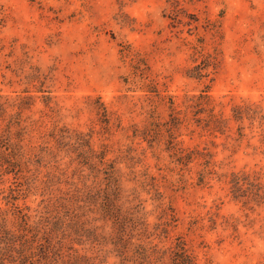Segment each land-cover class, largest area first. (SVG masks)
<instances>
[{
  "label": "rangeland",
  "instance_id": "rangeland-1",
  "mask_svg": "<svg viewBox=\"0 0 264 264\" xmlns=\"http://www.w3.org/2000/svg\"><path fill=\"white\" fill-rule=\"evenodd\" d=\"M172 6L181 12V23L167 17ZM189 15L198 22L184 24ZM121 49L144 58L163 94L176 103L207 90L215 111L226 116L232 104L242 101L264 112V0H0V94L34 96L22 113L34 122L31 142L60 127L89 133L94 150L104 143L110 146L107 159L116 158L122 195L130 204H141L148 229L154 223L171 225L168 237L154 243L169 246L182 236L198 264H264V203L235 200L217 180L194 185V164L184 173L187 184L178 182L164 146L149 148L132 136L134 125L141 129L146 124L148 108H142L147 105L142 92L126 91L123 77L130 74L131 62L121 57ZM195 49L218 54L212 82L185 76L195 64ZM36 68L47 77L45 93L24 84ZM26 87L29 92L22 93ZM42 95L50 97L48 107ZM99 103L107 109V126L97 114ZM158 112L165 116L163 106ZM230 126L234 131L235 124ZM183 134L178 139L182 147H207L214 154L218 174H256L264 189V154L247 148L246 140L232 152V141L224 136L212 138L211 145L207 136ZM250 143L258 144L256 139ZM53 144L50 140L47 146ZM57 157L70 174L74 165H68L69 158L63 152ZM39 200L30 197L25 203L34 210ZM191 221L196 226L188 230ZM109 231L107 226L105 233ZM74 248L93 257L95 264L119 261L96 245Z\"/></svg>",
  "mask_w": 264,
  "mask_h": 264
},
{
  "label": "trees",
  "instance_id": "trees-1",
  "mask_svg": "<svg viewBox=\"0 0 264 264\" xmlns=\"http://www.w3.org/2000/svg\"><path fill=\"white\" fill-rule=\"evenodd\" d=\"M180 16L177 6H172L167 15L176 23L182 22ZM188 18L186 25L198 22L194 15ZM120 55L131 62L130 74L123 77L126 91L142 92L147 103L142 108H148L146 124L141 129L134 125L132 136L146 142L149 148L162 144L178 171V182L187 184L184 173L191 171L190 165L194 164L197 168L194 185L204 186L217 180L227 185L233 199H244V204H263L264 189L256 174L244 171L218 174L214 154L207 147H182L178 140L183 132L197 133L199 137H209L211 145H215L212 138L224 136L225 141H232V152L246 140L247 148L264 154L263 110L242 101L232 104L226 116L215 111L207 90L185 95L181 103H176L172 96L163 94L144 58L131 57L124 49ZM193 56L195 64L185 70V76L212 82L218 54H202L195 49ZM25 78L23 83L27 86L31 84L36 91L47 92L44 90L47 77L37 68L36 73ZM21 92L28 93V87ZM33 99L30 94L15 98L0 94V196L4 203V208L0 207V264H95L93 257L81 255L74 248V244L87 243L117 257V264H198L182 236L175 237L169 246L153 242L155 238H167L171 225L154 223L150 231L141 204L133 205L124 199L116 158L107 159L112 152L107 143L94 150L89 133H73L65 127L31 142L34 122L26 121L22 113L31 107ZM41 100L48 107L51 99L42 95ZM158 106L165 108V116L161 117ZM97 114L107 126L109 118L103 103L98 104ZM231 123L235 124L234 131ZM251 139L258 144L252 145ZM50 140L54 142L51 148L47 146ZM61 152L69 158L68 165H74L70 174L60 167L57 156ZM41 169L46 171L42 173ZM30 197L40 198L37 209L31 210L26 205ZM20 201L22 205L18 204ZM171 220L177 219L172 216ZM96 222L101 224L94 225ZM107 226L110 231L105 233ZM195 226L196 221L189 222L188 230Z\"/></svg>",
  "mask_w": 264,
  "mask_h": 264
}]
</instances>
